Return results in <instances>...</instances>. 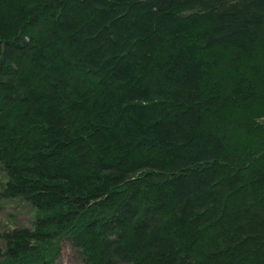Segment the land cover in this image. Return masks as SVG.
<instances>
[{
  "label": "trees",
  "instance_id": "obj_1",
  "mask_svg": "<svg viewBox=\"0 0 264 264\" xmlns=\"http://www.w3.org/2000/svg\"><path fill=\"white\" fill-rule=\"evenodd\" d=\"M0 169V264H264V0H0Z\"/></svg>",
  "mask_w": 264,
  "mask_h": 264
},
{
  "label": "rangeland",
  "instance_id": "obj_2",
  "mask_svg": "<svg viewBox=\"0 0 264 264\" xmlns=\"http://www.w3.org/2000/svg\"><path fill=\"white\" fill-rule=\"evenodd\" d=\"M6 183L4 172L0 169V232L4 229L31 226L35 211L25 202L18 200H7L1 196L2 188ZM61 257L57 264H77L72 253L70 244H63Z\"/></svg>",
  "mask_w": 264,
  "mask_h": 264
}]
</instances>
